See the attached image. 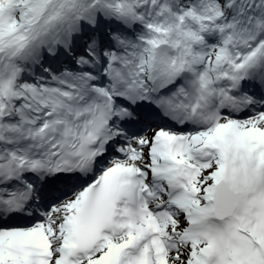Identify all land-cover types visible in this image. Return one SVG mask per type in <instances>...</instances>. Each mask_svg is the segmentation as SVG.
Returning a JSON list of instances; mask_svg holds the SVG:
<instances>
[{"label":"snow or ice","instance_id":"6c2138e0","mask_svg":"<svg viewBox=\"0 0 264 264\" xmlns=\"http://www.w3.org/2000/svg\"><path fill=\"white\" fill-rule=\"evenodd\" d=\"M0 264H264V0H0Z\"/></svg>","mask_w":264,"mask_h":264}]
</instances>
